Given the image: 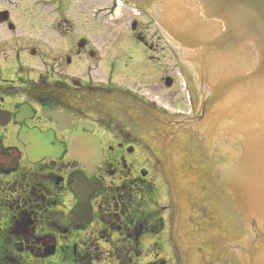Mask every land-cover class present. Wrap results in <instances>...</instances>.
<instances>
[{
  "label": "flooded vegetation",
  "instance_id": "obj_1",
  "mask_svg": "<svg viewBox=\"0 0 264 264\" xmlns=\"http://www.w3.org/2000/svg\"><path fill=\"white\" fill-rule=\"evenodd\" d=\"M122 2L144 11L139 0ZM116 3L109 0L102 8L106 13L94 17H111ZM37 5L53 6L46 13L68 22L61 13L70 0ZM1 11L6 12L1 27L15 31L9 11ZM131 22L136 44L80 39L61 49L53 44L47 53L29 48L28 60L27 44H0V264H158L164 255L149 257L150 246L164 251L170 243L173 250L182 241L175 177L179 151L187 143L202 154L205 149L204 199L211 207L217 201L230 209L236 232L227 239H205L204 248L196 249L197 261L188 249L189 262L241 264L228 245L246 233L243 221L213 175L215 160L224 157L213 158L208 150L215 143L183 124L195 114L190 81L186 75L191 108L185 111L177 77L181 66L170 55L166 60L168 44L148 40V27ZM52 23L48 30L72 26ZM42 56L46 60L33 67L30 60ZM150 67L157 88H173L176 98L169 106L151 97ZM210 165L213 187L205 178ZM190 224H196L193 218ZM194 228L197 235L199 227ZM204 235L209 236H198Z\"/></svg>",
  "mask_w": 264,
  "mask_h": 264
},
{
  "label": "water",
  "instance_id": "obj_2",
  "mask_svg": "<svg viewBox=\"0 0 264 264\" xmlns=\"http://www.w3.org/2000/svg\"><path fill=\"white\" fill-rule=\"evenodd\" d=\"M152 1L140 0L146 10ZM151 12L194 78L202 104L193 123L226 136L222 146L236 152L226 166L215 160L213 172L246 230L228 247L241 264H264V0H156ZM224 116L234 120L226 130ZM175 260L182 264L178 251Z\"/></svg>",
  "mask_w": 264,
  "mask_h": 264
},
{
  "label": "rangeland",
  "instance_id": "obj_3",
  "mask_svg": "<svg viewBox=\"0 0 264 264\" xmlns=\"http://www.w3.org/2000/svg\"><path fill=\"white\" fill-rule=\"evenodd\" d=\"M40 1L41 0H0V11L3 9L8 10L10 18L15 22L16 26L15 31L11 32L0 25V44H27V49L24 51L25 60H28L29 58V48L37 50L36 53H42V51L47 53L51 50L53 44L55 45L54 48L61 49V47H65L64 44H76L80 37H85L86 39H84L87 44H136L134 42L136 38L133 37V30H131L132 19H136L145 27H148V40H164L163 36L158 33V29L153 23L151 17L145 11L142 12L138 11L137 8H130L126 6L122 0H117L115 14L111 17L104 18V20H100L98 17L95 18L94 13L97 11H103L106 13L102 8L109 3V0H70L71 6L69 9L64 10V12L62 11L61 13L64 14V18L68 22H62V17H55L51 16L50 13H46L50 11L49 9H52L53 6L46 7L45 5V11V8H41L37 5V2L40 3ZM139 3H141L140 0ZM51 21H53L52 24H55V21L56 23L70 24L72 26L69 31L64 28H61L60 31H54L52 29L48 30L47 26ZM169 55L172 56L170 50H168L166 60L168 59V61H171ZM126 59L127 56L123 55L122 61L127 62ZM43 60H46L45 56L36 57L35 60H30V63L33 67H38L39 61ZM6 62L8 63L9 61L7 60ZM166 67H168L167 61ZM39 71H42V69L38 68L36 73ZM155 74V71H152V68L150 67L149 91L151 97L169 106L176 98L173 88H157V81L155 78L157 76L154 77ZM120 77H122L121 74ZM182 98L185 100L186 96L184 97V94H182ZM203 154H205L204 150ZM203 154L202 152L200 153V151L196 152L191 145L186 144L183 145V148L179 151L181 167L179 169L180 172H178L176 175L177 177L175 178H177V184L180 189L178 194L180 196V203L178 200L177 203L182 207L180 216L182 241L180 242V246H175V248L180 256L186 258V264L190 260L188 256L189 252L187 251L188 249L194 252H192L194 256L191 257H193V260L196 259L197 261L199 256L196 249L204 248L205 239H210L211 237L212 239L219 237L227 239L231 236V233L232 235L236 234V232H233V229L231 230L233 223L227 215V210L230 211V209H227L226 205L223 206L222 202L218 204L217 201L211 207L206 199H204L202 184L203 170L201 163L204 158ZM205 164L208 165L207 163ZM209 170L210 168L208 167L207 174H205L207 178H210L208 175ZM211 180L209 182L214 184ZM217 200H221L219 196L217 197ZM172 208H174L173 204ZM201 214L207 216L202 217ZM210 216L211 219L209 220ZM192 218L193 221L196 222L194 226L190 224ZM227 220H229V224L227 223ZM194 227H199L200 229H198L197 235ZM226 229L229 231L231 230L230 234L226 235L224 233L225 235H222V232ZM204 232H208L209 236H198ZM226 239H224V241H226ZM148 243H152V240L149 239L144 241V246H147ZM179 249H181V252ZM155 252L159 255H166L170 262H173V252L170 243H166L164 251H157V249L152 250V247L150 246L148 252L149 257ZM189 263L192 264V262ZM200 263H202V261H200Z\"/></svg>",
  "mask_w": 264,
  "mask_h": 264
},
{
  "label": "bare ground",
  "instance_id": "obj_4",
  "mask_svg": "<svg viewBox=\"0 0 264 264\" xmlns=\"http://www.w3.org/2000/svg\"><path fill=\"white\" fill-rule=\"evenodd\" d=\"M189 258H190V256H189Z\"/></svg>",
  "mask_w": 264,
  "mask_h": 264
}]
</instances>
